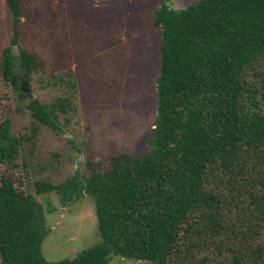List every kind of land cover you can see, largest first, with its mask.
Returning a JSON list of instances; mask_svg holds the SVG:
<instances>
[{"label":"trees","instance_id":"16d2710c","mask_svg":"<svg viewBox=\"0 0 264 264\" xmlns=\"http://www.w3.org/2000/svg\"><path fill=\"white\" fill-rule=\"evenodd\" d=\"M12 35L0 75L13 102L0 118V259L2 264H109L113 256L153 264H264V0H198L177 9L163 0L157 119L151 148L112 156L110 167L87 163L38 194L56 191L64 205L88 194L95 202L99 241L74 258L49 261L37 198L13 171L46 126L76 111L78 74L53 72L61 86L48 101L32 97L44 71L37 52L21 45L26 0H5ZM16 104V106H15ZM28 110L31 133L13 130V112ZM68 120V119H67ZM27 166V162H25ZM15 178V179H14Z\"/></svg>","mask_w":264,"mask_h":264},{"label":"rangeland","instance_id":"374dc122","mask_svg":"<svg viewBox=\"0 0 264 264\" xmlns=\"http://www.w3.org/2000/svg\"><path fill=\"white\" fill-rule=\"evenodd\" d=\"M163 0H26L21 22V45L37 52L44 71L32 83L22 84L32 97L48 101L62 87L47 84L50 74H78L76 111L60 119V132L41 126L28 142L26 161L19 159L20 188L37 198L46 233L43 256L49 261L74 258L100 239L95 202L84 194L64 205L56 192L38 194L36 182L58 184L80 171L89 175L87 163L99 170L110 167L121 153L141 154L151 148L157 119V77L161 67L160 28L152 25ZM198 0H168L185 8ZM12 35V15L0 0V59ZM0 75V118L13 102ZM16 106V104H15ZM13 130L30 134L28 110L14 111ZM68 119V120H67ZM27 162V166H25ZM8 169L0 166V175ZM0 264L1 259H0ZM109 264H153L113 256Z\"/></svg>","mask_w":264,"mask_h":264}]
</instances>
